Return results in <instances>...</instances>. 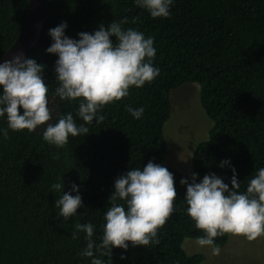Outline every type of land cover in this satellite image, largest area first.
Returning a JSON list of instances; mask_svg holds the SVG:
<instances>
[{
	"label": "trees",
	"instance_id": "16d2710c",
	"mask_svg": "<svg viewBox=\"0 0 264 264\" xmlns=\"http://www.w3.org/2000/svg\"><path fill=\"white\" fill-rule=\"evenodd\" d=\"M28 0H0V55L23 27ZM170 15L152 18L133 0H46L43 28L27 58L44 65L42 79L49 88L53 116L72 112L78 102L53 96L55 54L45 52L48 30L66 22L65 35L96 30L103 23L124 21L153 38V66L159 74L142 87L129 88V95L104 105L86 126L89 133L69 137L56 148L42 139V127L8 131L0 137V264H89L79 256L86 241L70 233L77 223L95 225L94 240L102 235L103 214L114 180L128 168H142L149 160L173 174L176 196L174 212L157 229L158 244L113 248L112 264H199L201 253L187 254L184 239L202 236V230L186 213L182 174L167 165L163 127L170 114V92L182 85L199 87V104L211 122L207 137L195 145L191 166L196 182L208 173L228 183L232 172L220 161L228 159L246 189L248 180L264 167V0H174ZM114 40V37H110ZM143 107L133 119L127 107ZM54 122V121H52ZM6 121L0 118V128ZM62 180L61 193L78 185L82 205L67 221L56 218L53 206L60 193L51 190ZM188 182H191V180ZM230 187V185H229ZM75 194V193H71ZM228 235L214 238L221 247ZM123 252L124 259H119Z\"/></svg>",
	"mask_w": 264,
	"mask_h": 264
},
{
	"label": "clouds",
	"instance_id": "9594fccd",
	"mask_svg": "<svg viewBox=\"0 0 264 264\" xmlns=\"http://www.w3.org/2000/svg\"><path fill=\"white\" fill-rule=\"evenodd\" d=\"M133 3L147 10L152 18H166L174 0ZM123 22L111 21L107 26L101 23L91 33H77L78 39L65 35L64 21L48 30L51 43L45 52L57 57L54 71L59 82L52 94L60 101L78 102L76 117L82 120L80 124L72 112L53 116L48 106L49 88L41 75L43 64L25 58L23 53L0 62V118L6 121V127L0 128V137L7 139L9 130L34 132L43 126L42 139L61 148L70 136L88 134L86 125L94 119L96 123L103 121L99 110L104 105L128 96L130 87L140 88L156 78L159 68L153 66V38H146L135 28H123ZM127 111L133 119H139L144 109L128 106ZM225 165L232 172L228 183L212 173L205 174L199 182L196 173L191 174V182L185 178L179 181L185 185L186 213L204 233L196 237L195 243L209 247L214 256L220 254L215 237L230 233L252 240L264 235V167L257 169L246 189L240 191L235 168L228 159L220 161L221 167ZM50 188L60 193L53 204L59 209L56 218L67 221L77 215L82 205L78 185L71 183L69 191L61 193V180ZM175 196L173 174L166 167L149 160L142 168H128L114 180L99 242L93 239V223L75 224L71 239H78L83 232L86 241L79 256L90 258L89 264H112L113 248L126 250L128 242L132 246L158 244L157 229L174 212ZM119 259H124L123 252Z\"/></svg>",
	"mask_w": 264,
	"mask_h": 264
},
{
	"label": "rangeland",
	"instance_id": "374dc122",
	"mask_svg": "<svg viewBox=\"0 0 264 264\" xmlns=\"http://www.w3.org/2000/svg\"><path fill=\"white\" fill-rule=\"evenodd\" d=\"M197 84H186L170 92V114L163 127L167 146L164 161L177 169L186 180H191L192 151L207 137L211 122L204 114L198 100ZM51 108V100H49ZM226 243L219 247L220 254L212 255L207 246H198L195 239H184L182 248L187 254L201 253L199 264H264V235L248 240L243 235L227 233Z\"/></svg>",
	"mask_w": 264,
	"mask_h": 264
},
{
	"label": "water",
	"instance_id": "95a60500",
	"mask_svg": "<svg viewBox=\"0 0 264 264\" xmlns=\"http://www.w3.org/2000/svg\"><path fill=\"white\" fill-rule=\"evenodd\" d=\"M46 0H28L23 27L12 44L0 55V62L10 60L13 55L23 53L27 58L35 48L44 23Z\"/></svg>",
	"mask_w": 264,
	"mask_h": 264
},
{
	"label": "crops",
	"instance_id": "0c3cea01",
	"mask_svg": "<svg viewBox=\"0 0 264 264\" xmlns=\"http://www.w3.org/2000/svg\"><path fill=\"white\" fill-rule=\"evenodd\" d=\"M264 251V250H263Z\"/></svg>",
	"mask_w": 264,
	"mask_h": 264
}]
</instances>
